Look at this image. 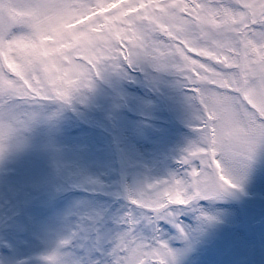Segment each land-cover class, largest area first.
Returning a JSON list of instances; mask_svg holds the SVG:
<instances>
[{"label": "snow or ice", "instance_id": "6c2138e0", "mask_svg": "<svg viewBox=\"0 0 264 264\" xmlns=\"http://www.w3.org/2000/svg\"><path fill=\"white\" fill-rule=\"evenodd\" d=\"M0 264H264V0H0Z\"/></svg>", "mask_w": 264, "mask_h": 264}]
</instances>
